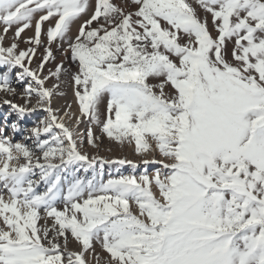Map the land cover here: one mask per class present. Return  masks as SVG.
<instances>
[{"label":"snow or ice","instance_id":"1","mask_svg":"<svg viewBox=\"0 0 264 264\" xmlns=\"http://www.w3.org/2000/svg\"><path fill=\"white\" fill-rule=\"evenodd\" d=\"M130 2L133 11L112 0H0V264H264V0H195L211 28L188 0ZM53 44L75 71L62 60L44 74ZM64 77L74 119L70 104L62 115L52 106ZM84 120L88 145L98 147L99 127L134 144L145 170L82 152ZM153 152L160 159L145 158ZM98 161L133 173L97 180ZM149 164L161 167L149 175Z\"/></svg>","mask_w":264,"mask_h":264},{"label":"rangeland","instance_id":"2","mask_svg":"<svg viewBox=\"0 0 264 264\" xmlns=\"http://www.w3.org/2000/svg\"><path fill=\"white\" fill-rule=\"evenodd\" d=\"M112 2L116 3L117 5H120L123 2L124 4H126V10L128 11H133L135 9V5H133L130 2V0H112ZM188 2L193 4V7L196 8L197 14L199 15L201 19H204V18L207 19L209 27L211 28V15L207 14L203 9H200L199 6L195 3V0H188ZM92 10H93L92 8H89L87 14L82 15L79 19L75 21V23H73V25L71 26V32L69 33L70 36L74 37L77 34L80 23L90 17V15L92 14ZM93 26H95V23L93 24ZM48 27H49V23L45 22V24L43 25V30L46 31ZM2 30H3V26L0 25V34H3ZM14 31H15V26L13 27V29L9 31L7 35V39L4 41L5 46H7L11 42L12 36L14 35ZM213 35H215L214 32H213ZM30 36H34V21H33L32 27H30L29 29H26L23 33H21V37L17 41L19 49L23 50V49H27L28 47L32 46L24 42ZM42 40H44V42L46 43V36L42 35ZM232 46L233 45L229 43L228 48L231 49ZM52 50L55 56V60H52L46 64L44 74H47L49 69L54 71L55 65L57 63H60L62 60L64 61L65 68L69 69L70 71L76 70V65L72 63L70 59H65L64 56L61 54V51L56 48L55 44L52 45ZM42 54H43V48L37 47V54L34 57L33 63L31 65L32 67H36L39 60L42 58ZM10 78L11 80L15 79V70L11 73ZM63 79L65 80V83L61 85V88L59 89V91L64 93V95L54 96L53 99L55 100H53L52 106H54V108L56 107L57 109L59 107L61 112L58 114L62 115L63 110L67 108L68 105L70 104L71 108L69 111L73 114V119H74L75 115H79V109L76 104L75 97L73 95L71 83L67 80L66 77H64ZM53 83H55L54 78H50L49 81L46 82V86L51 87ZM148 83L156 84L158 83V81L150 78ZM21 87L22 86H19L17 90L19 91ZM165 91L171 92L173 90L171 89L170 86H166ZM3 95H4L3 93H0V97H3ZM8 98L14 99V102L21 103L18 97L17 98L8 97ZM106 99L107 98L105 97L104 104L101 105L102 110H103L104 105H106ZM57 104L59 105L58 107H57ZM40 113L42 115H46V113H43L42 111H40ZM0 116H1V113H0ZM26 120L27 122L29 121V119H24V121ZM66 121H67V118H66ZM68 122H71V121H68ZM35 125L31 123L30 127H33ZM87 127H88V122L84 120L77 129V131L83 135L84 143H83L82 148L80 149L82 152H87L89 157H92L95 155V156H99L100 158H103L106 161H117L120 159L130 160L131 159V161H133L134 163L138 165V167L135 169L136 175H139L141 172L145 170V166L141 162V157L136 155L135 153L134 144L129 145L125 143L123 146H121L117 144L114 140H110L106 135L102 134L100 132L99 127L93 126L94 135L100 136V140L97 141L98 147L93 148L92 146L87 144V135H86ZM43 138H47V137H43ZM16 139H20V138L16 136ZM29 143H31V141H29ZM153 156H155L157 160L160 159L158 152L149 153L145 158L151 160ZM41 162L43 163V160H41ZM94 167L96 168V172H97V180L103 179L106 181L107 179L117 176L119 174L129 175L133 173V168L131 167V165H128V164L119 165L116 163H104L101 168L100 163L98 161ZM159 167H161L159 164H149L147 166V171L149 175L153 174L155 170ZM36 171L38 172L39 170L37 169ZM101 172H102V177L100 175ZM76 175L91 178L92 172L90 170L89 172L85 173L83 169H81L80 172L77 173ZM33 178L35 179V177ZM39 190L40 191L44 190L42 183H41ZM59 207H62V205H59ZM132 210L134 213L136 212L135 205L132 206ZM38 223L42 224L43 221H40ZM49 224H51V220H49ZM94 247H95L96 252L99 253L102 258L106 256V254L102 251L101 247L98 244L95 245ZM68 249L74 252L80 251L79 244L75 242L74 240H72L70 236H69V242H68ZM86 259H89V264H96V261L94 258H89L88 256H86Z\"/></svg>","mask_w":264,"mask_h":264},{"label":"bare ground","instance_id":"3","mask_svg":"<svg viewBox=\"0 0 264 264\" xmlns=\"http://www.w3.org/2000/svg\"><path fill=\"white\" fill-rule=\"evenodd\" d=\"M12 81V86L13 87H15V88H18L19 86H21L20 84H19V82H17L15 79L14 80H11ZM53 100H55V99H53ZM21 101V103H23V101L22 100H20ZM59 104V103H58ZM57 104V107L60 105H58ZM54 107V106H53ZM56 108V107H55ZM58 109H59V107H58ZM64 109V108H63ZM8 112V107H6V106H0V113H1V116H0V126H3V124L5 123V121H4V119H3V117H4V114H6ZM61 112V111H60ZM63 113V112H62ZM43 116L44 115H42L40 112H37V113H35V114H32V115H29V116H26L24 119H29V121L27 122V120L26 121H24V119L22 120V121H20V126H21V128H23V129H25V130H27V129H30L31 127H30V124L31 123H33V125H35L36 123H37V121H38V119H40V118H43ZM39 117V118H38ZM14 120H16V116H15V114L13 113V114H11L10 116H9V122H11V121H14ZM69 123V125H70V123L71 122H68ZM24 134H27L26 132L24 133ZM17 137H19V138H21V135L20 134H17ZM151 156V155H150ZM152 157V156H151ZM131 160V159H130Z\"/></svg>","mask_w":264,"mask_h":264}]
</instances>
